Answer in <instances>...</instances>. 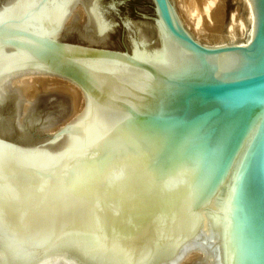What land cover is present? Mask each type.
<instances>
[{
  "label": "water",
  "instance_id": "1",
  "mask_svg": "<svg viewBox=\"0 0 264 264\" xmlns=\"http://www.w3.org/2000/svg\"><path fill=\"white\" fill-rule=\"evenodd\" d=\"M248 2L247 43L205 46L172 0H0V264H264Z\"/></svg>",
  "mask_w": 264,
  "mask_h": 264
},
{
  "label": "bare ground",
  "instance_id": "2",
  "mask_svg": "<svg viewBox=\"0 0 264 264\" xmlns=\"http://www.w3.org/2000/svg\"><path fill=\"white\" fill-rule=\"evenodd\" d=\"M189 1H191V0H172L173 9H174L175 14H176L178 20L180 21V23L184 27L186 24H188L190 26V28L194 29L193 33H192L191 31H189L185 27L191 35L194 34L195 36L200 37V36H203L201 34L204 32V33H208V35L206 36L207 38L208 37L212 38V39H215L217 37L219 38V36H220L219 27L221 26V22H222V17H221L220 13L223 10L221 5L219 4L220 1L218 2L217 0H198L200 2V9L199 10H195L194 7L192 9L189 6H187V4H190ZM244 1H245V6H246L245 8L248 11V20L247 19L246 20L248 22L249 30L247 32V36H246V40H245L246 41L245 43H247V37H248V35L251 31V28L253 26V16H252V9H251V6H250L248 0H244ZM178 3L180 5L179 8H181L183 10V11L181 10L182 12H180V13L184 14V16H185L184 18H181L180 15L178 14V11L176 9V6L178 5ZM234 18L235 17L233 16L232 17L233 22L236 21V20H234ZM206 19H212L213 20V22L215 23L213 28H210V27H209L210 29L206 28L208 26ZM231 36H232V32L229 31L228 37H231ZM192 37L194 38L193 35H192ZM198 43H200V42H198ZM231 44H233V43H231ZM240 44H243V43H240ZM225 45H227V44H225ZM219 46H223V45H219ZM31 77H33V78L39 77L40 79L49 78L52 80H59V81L65 82V83L69 84L70 86L76 88L82 97V107H81V110L78 112V114L73 115L72 119L76 118L83 111V109H84V95L82 94V92L80 91L79 88H77L75 85L71 84L69 81L64 80L62 78H59V77H54V76H31Z\"/></svg>",
  "mask_w": 264,
  "mask_h": 264
},
{
  "label": "rangeland",
  "instance_id": "3",
  "mask_svg": "<svg viewBox=\"0 0 264 264\" xmlns=\"http://www.w3.org/2000/svg\"><path fill=\"white\" fill-rule=\"evenodd\" d=\"M217 1L218 2L220 1L219 4L221 5V7L223 9L220 13L221 17H222V22H221V26L219 27V34H220L219 38L218 37L215 39H212L209 37L207 38L206 36L208 35V33H204V32L201 34L203 36H200V37L195 36L194 34H192V35L194 36V38L198 42H200L201 44L206 45V46H219V45H225V44H231V43H233V44L245 43L247 32L249 30V26H248V22H247L248 11L245 8L246 7L245 1L244 0H217ZM189 3L190 4H187V6H189L190 8L193 9V7H194L195 10L200 9V2L198 0H191V1H189ZM177 6H176V9L178 11V14L180 15L181 18H184L185 17L184 14L180 13L183 10L181 8H179L180 7L179 3ZM232 15L235 17L234 20H236L234 22L232 21V17H233ZM206 22L208 24L207 27L205 26L206 28H208V29L213 28L215 23L213 22L212 19H206ZM186 25H185V27L193 33L194 29L190 28V26L188 24H186ZM229 31L232 32L231 37H228ZM80 110H81V108H80ZM78 112H76V114H78ZM71 118H73V115L71 116ZM69 120H67V121H69ZM62 125L63 124H58L56 129H58ZM55 130L49 131V135L53 134V132Z\"/></svg>",
  "mask_w": 264,
  "mask_h": 264
},
{
  "label": "clouds",
  "instance_id": "4",
  "mask_svg": "<svg viewBox=\"0 0 264 264\" xmlns=\"http://www.w3.org/2000/svg\"><path fill=\"white\" fill-rule=\"evenodd\" d=\"M123 170V165L122 164H119L116 166V168L114 169V172H120Z\"/></svg>",
  "mask_w": 264,
  "mask_h": 264
},
{
  "label": "flooded vegetation",
  "instance_id": "5",
  "mask_svg": "<svg viewBox=\"0 0 264 264\" xmlns=\"http://www.w3.org/2000/svg\"><path fill=\"white\" fill-rule=\"evenodd\" d=\"M110 12H112V10L108 7L107 8ZM123 23H124V21H121V23L119 22V23H117V26H120L123 30H124V27H123ZM125 31V30H124Z\"/></svg>",
  "mask_w": 264,
  "mask_h": 264
}]
</instances>
